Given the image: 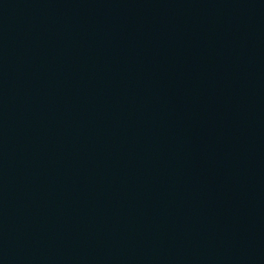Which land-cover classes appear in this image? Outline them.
Instances as JSON below:
<instances>
[{"label": "water", "instance_id": "1", "mask_svg": "<svg viewBox=\"0 0 264 264\" xmlns=\"http://www.w3.org/2000/svg\"><path fill=\"white\" fill-rule=\"evenodd\" d=\"M0 264H264V0H0Z\"/></svg>", "mask_w": 264, "mask_h": 264}]
</instances>
